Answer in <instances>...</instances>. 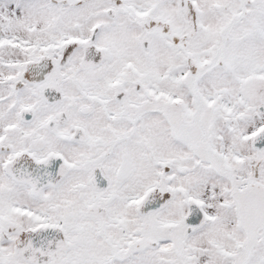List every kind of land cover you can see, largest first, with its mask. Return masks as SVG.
<instances>
[{"label": "snow or ice", "instance_id": "obj_1", "mask_svg": "<svg viewBox=\"0 0 264 264\" xmlns=\"http://www.w3.org/2000/svg\"><path fill=\"white\" fill-rule=\"evenodd\" d=\"M0 264H264V0H0Z\"/></svg>", "mask_w": 264, "mask_h": 264}]
</instances>
